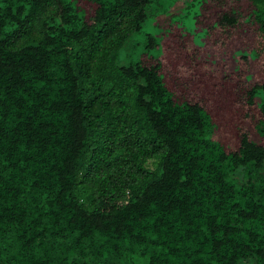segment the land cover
I'll return each instance as SVG.
<instances>
[{"label": "trees", "instance_id": "1", "mask_svg": "<svg viewBox=\"0 0 264 264\" xmlns=\"http://www.w3.org/2000/svg\"><path fill=\"white\" fill-rule=\"evenodd\" d=\"M153 2L0 0V264H264V0H198L225 73L124 60Z\"/></svg>", "mask_w": 264, "mask_h": 264}, {"label": "rangeland", "instance_id": "2", "mask_svg": "<svg viewBox=\"0 0 264 264\" xmlns=\"http://www.w3.org/2000/svg\"><path fill=\"white\" fill-rule=\"evenodd\" d=\"M188 1L189 7H184ZM200 13L198 0H154L149 7V16L143 24L141 30L130 36L125 49L122 52V58L128 59L137 56L143 50L145 39L148 35L155 37L161 43L170 38V27H178L184 33H188L191 38V46L199 49L203 60L211 64L212 67L220 68L223 73L232 71L236 68V61L233 54L215 51L206 40L203 31L196 24L195 14ZM156 55L160 53L158 48L151 50ZM121 59L120 61H123ZM220 64L218 65V63ZM226 63L227 67L223 64ZM253 72L246 75L251 79ZM258 100L260 97L258 96Z\"/></svg>", "mask_w": 264, "mask_h": 264}]
</instances>
